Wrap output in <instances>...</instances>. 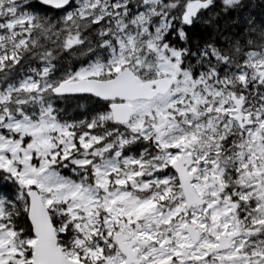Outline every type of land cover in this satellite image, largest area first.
Returning <instances> with one entry per match:
<instances>
[{
  "label": "snow or ice",
  "instance_id": "obj_1",
  "mask_svg": "<svg viewBox=\"0 0 264 264\" xmlns=\"http://www.w3.org/2000/svg\"><path fill=\"white\" fill-rule=\"evenodd\" d=\"M0 264H264V0H0Z\"/></svg>",
  "mask_w": 264,
  "mask_h": 264
}]
</instances>
